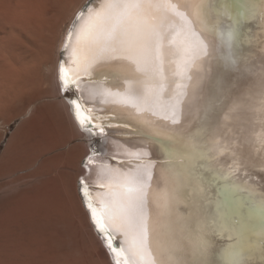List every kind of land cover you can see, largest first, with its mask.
I'll use <instances>...</instances> for the list:
<instances>
[{"label":"bare ground","instance_id":"obj_1","mask_svg":"<svg viewBox=\"0 0 264 264\" xmlns=\"http://www.w3.org/2000/svg\"><path fill=\"white\" fill-rule=\"evenodd\" d=\"M33 1H28L33 3L29 4L31 8L37 2L40 5V0ZM48 1L43 0V7H36L44 11L51 3ZM59 2L63 0L54 3V10L67 8L66 3L64 9L58 6ZM245 2L255 6L256 15L240 26L239 42L232 50L235 63L226 59L225 41L231 22L224 9L235 16L241 0H111V7L109 0H88L78 11L89 6L98 15L79 36L76 32L79 22L76 18L72 22L61 44L57 80L63 61L71 82L69 90L64 92L66 98L70 102L76 99L82 111L94 117L97 129L105 128V133L99 136L102 141L94 162L88 164L92 145L85 157L83 183L80 180L81 191L87 189L82 191L84 206L104 246L106 242L87 205L91 203L108 224L117 181L125 174L137 175L147 168L152 171L148 183L153 192L149 215L157 225L156 232L150 233L148 259L167 261L168 250L177 243L190 250L197 238V221L210 225L213 219H218L217 207L233 226L230 234L235 239L214 237L213 264H227L224 250L229 243L234 251L245 254L249 245L259 243V232L264 228V171H261L264 168V28L259 13L264 6L260 0ZM15 4L13 0H0V26L16 20ZM39 8L37 13L41 12ZM30 11L22 12L23 17L27 12L26 18L36 15ZM47 11L42 15L46 17ZM22 19L19 23L24 22ZM35 30L26 31L27 36L31 34V40ZM19 41L16 43L20 44ZM4 47H0V79L33 78L40 70L38 64L45 61L40 60L43 51L39 54L35 47H32L34 51L30 46L27 49L23 46L26 50L21 46L22 55L17 53L18 56L11 53L10 47L6 46V50ZM21 83L19 87L24 85ZM177 118L178 122L173 123ZM135 152H147L148 158L137 160L132 155ZM169 152L176 154L175 160H170ZM193 157L201 170L199 186L203 192L197 193L200 207L196 217L187 221L192 226L190 231L182 232L183 222L175 217L162 219L161 197L171 190L172 180L169 169L161 165L177 164L181 159L188 164ZM131 240L129 235L124 243L129 264H146L139 255H132ZM107 251L116 264L118 257ZM119 259L124 264V258ZM253 264H260L258 257L253 258Z\"/></svg>","mask_w":264,"mask_h":264},{"label":"rangeland","instance_id":"obj_2","mask_svg":"<svg viewBox=\"0 0 264 264\" xmlns=\"http://www.w3.org/2000/svg\"><path fill=\"white\" fill-rule=\"evenodd\" d=\"M28 1L30 2V0H13L14 3H17L14 6H17L18 14L15 15L16 20H10L14 27L10 21L6 22L10 26L5 25L6 23L3 26L1 24L0 37L3 42L0 44L5 46L4 50L10 47L11 53L16 54L15 56H18L19 53L22 55V48L30 46L32 50L36 49V52L39 50V54L43 51L40 60L45 61H41L42 65L38 64L40 70L34 74L36 77H28L29 80L27 77L12 80L8 77L0 79V154L11 131L37 102L51 97H67V94L60 90L57 80V63L62 51L61 44L78 11L88 2V0H63V3L59 2L58 6H62L61 8L64 9L67 4V8L64 10L59 8L57 12L54 8L58 1L62 0H51L52 4L47 3L49 7L50 4L52 6L49 12L46 3L47 6H44L45 9L43 8L44 11H47L45 17L42 15L44 11L41 9L43 0H40L42 3L39 1L40 5L37 0L35 1L37 4H34V8L37 5H42L40 8L36 7L35 11H33V7H30L33 3ZM22 2L25 3L21 8ZM47 2L49 1L47 0ZM26 7L33 10H27ZM38 8L41 9L39 13H37ZM22 9L26 10L22 11ZM26 11H30V14L33 11L36 15L28 16V19L31 18L28 21L25 17L29 15L27 12L24 16L26 21L22 15V12ZM51 12L54 13L50 14ZM54 14H56L55 17H53ZM50 15L53 16L48 17ZM34 17L38 20L36 23L39 25L35 24L37 27L34 26ZM21 19L24 21L23 23H19L18 20L21 22ZM27 23L28 27H26ZM17 24H21V27ZM30 25L33 27L31 28ZM24 27L26 28L24 29ZM18 30H20V35H18ZM33 30H35L34 34L32 32L34 39L31 40L30 33L27 36L26 31ZM36 32L40 36H37ZM16 33L17 37H15ZM35 34L36 36H34ZM13 37L14 39H23L21 41L15 39L13 43ZM25 40H27L26 42L30 40L28 43L25 42L28 46L24 43ZM18 41L21 43L17 44ZM18 45H21L22 48ZM25 48L24 50L27 49ZM35 62L37 63L36 59ZM19 82H23L21 84L24 85L19 87ZM89 138L93 146L91 150L95 149L97 153L102 138H94L90 135ZM104 145L105 143H102V146ZM45 173L46 168L41 167L40 169L34 168L23 176L0 177V264H113L102 239L91 224L81 196H76L67 190L62 191L60 186L51 185Z\"/></svg>","mask_w":264,"mask_h":264},{"label":"snow or ice","instance_id":"obj_3","mask_svg":"<svg viewBox=\"0 0 264 264\" xmlns=\"http://www.w3.org/2000/svg\"><path fill=\"white\" fill-rule=\"evenodd\" d=\"M260 4L264 6V0H260ZM108 6H113L111 0H109ZM237 7L239 10L235 16L231 15L227 8L224 9V14L231 22L225 41L228 48L226 59L232 63H235L232 50L239 42L240 26L244 22L254 19L256 15L255 6H248L245 0H241ZM259 14L262 21L261 27L264 28V7H261ZM97 15L98 13L94 12L89 6L77 13L76 19L79 23L76 32L78 36L84 27ZM67 38H71V33L67 34ZM73 55H75V50ZM68 77L69 70L61 61L59 84L62 92H67L71 86ZM71 104L75 108L74 119L81 131L94 137L102 136L105 133L104 127L97 129V125L93 122L94 117L86 115L76 99H72ZM177 122L178 118L173 121V123ZM96 155L97 153L93 149L92 155L88 159V164L94 162ZM132 155L137 160L148 158L147 152H135ZM168 155L170 160L176 159L175 153L169 152ZM88 164H85L86 168ZM161 166L169 169L172 180L171 190L163 193L161 197L163 200L162 205H160L162 219L163 217H175L177 221L183 222L180 230L188 232L192 226L187 221L196 217L200 207L197 193L203 192V189L199 186V182H202V176L198 162L193 157L188 164H185L184 160L181 159L177 164L168 163ZM261 171H264V168ZM151 180L152 171L151 168H147L137 175L125 174L122 180L117 181V190L112 193L108 224L105 223L103 215L98 214L91 203L87 205L91 210L93 223L103 235L106 248L118 257L116 264H120V257L124 258V264H129V257L124 251L125 238L129 235L132 237L130 244L132 255H139L141 260L146 261V264H213L214 237L226 238L228 241L235 239L230 234L234 231L233 226L226 222L219 207L216 210L218 219H213L210 225L200 224L197 221V238L195 243L191 245L190 250H186L177 243L172 249L168 250L169 258L167 261L148 259L151 256L149 247L150 233H155L157 229V225L153 223L149 215V209L153 203V192L148 183ZM82 191L86 192L87 189H82ZM113 232L116 234L115 236H113ZM259 236L261 237L259 243L249 245L247 254L244 251H234V246L229 243L224 250V254L228 257L227 264H253L254 257H258L260 264H264V228L260 230ZM174 252H180L182 255L174 256Z\"/></svg>","mask_w":264,"mask_h":264},{"label":"crops","instance_id":"obj_4","mask_svg":"<svg viewBox=\"0 0 264 264\" xmlns=\"http://www.w3.org/2000/svg\"><path fill=\"white\" fill-rule=\"evenodd\" d=\"M73 113L65 97L37 102L7 138L0 154V177L23 176L45 167L51 185L80 197L83 163L92 143Z\"/></svg>","mask_w":264,"mask_h":264},{"label":"water","instance_id":"obj_5","mask_svg":"<svg viewBox=\"0 0 264 264\" xmlns=\"http://www.w3.org/2000/svg\"><path fill=\"white\" fill-rule=\"evenodd\" d=\"M80 192H81V198H82V200H85V198H84V196H83V194H82V191H81V187H80Z\"/></svg>","mask_w":264,"mask_h":264},{"label":"built area","instance_id":"obj_6","mask_svg":"<svg viewBox=\"0 0 264 264\" xmlns=\"http://www.w3.org/2000/svg\"><path fill=\"white\" fill-rule=\"evenodd\" d=\"M81 182L83 181L81 178H80Z\"/></svg>","mask_w":264,"mask_h":264}]
</instances>
